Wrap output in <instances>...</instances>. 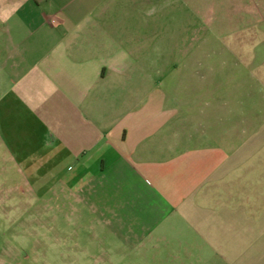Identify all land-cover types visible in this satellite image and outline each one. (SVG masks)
I'll return each mask as SVG.
<instances>
[{
  "label": "crops",
  "instance_id": "obj_1",
  "mask_svg": "<svg viewBox=\"0 0 264 264\" xmlns=\"http://www.w3.org/2000/svg\"><path fill=\"white\" fill-rule=\"evenodd\" d=\"M150 1L0 0L4 162L38 198L85 204L134 264H264V127L219 130L225 101L190 131Z\"/></svg>",
  "mask_w": 264,
  "mask_h": 264
},
{
  "label": "rangeland",
  "instance_id": "obj_2",
  "mask_svg": "<svg viewBox=\"0 0 264 264\" xmlns=\"http://www.w3.org/2000/svg\"><path fill=\"white\" fill-rule=\"evenodd\" d=\"M145 5L142 15L152 22V35L168 38L159 43L168 69L159 83L193 88L173 92L190 104V131L206 130L192 118L208 104L225 101L237 103V114L219 130L238 137L262 130L264 0ZM5 159L0 152V264H134L133 254L109 239L85 204L63 195L38 198Z\"/></svg>",
  "mask_w": 264,
  "mask_h": 264
}]
</instances>
